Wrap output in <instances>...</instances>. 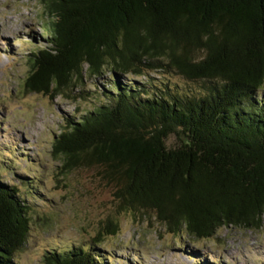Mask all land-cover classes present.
Instances as JSON below:
<instances>
[{
  "label": "trees",
  "instance_id": "trees-1",
  "mask_svg": "<svg viewBox=\"0 0 264 264\" xmlns=\"http://www.w3.org/2000/svg\"><path fill=\"white\" fill-rule=\"evenodd\" d=\"M36 1L50 21L44 43L26 54L25 91L93 100L53 137L62 168L93 167L120 209L152 212L176 236L260 228L264 0ZM10 165H0V264H19L34 205L47 202L37 168L9 184L1 174L17 169ZM117 231L107 219L91 243L46 249L44 262L113 264L98 245Z\"/></svg>",
  "mask_w": 264,
  "mask_h": 264
},
{
  "label": "rangeland",
  "instance_id": "rangeland-1",
  "mask_svg": "<svg viewBox=\"0 0 264 264\" xmlns=\"http://www.w3.org/2000/svg\"><path fill=\"white\" fill-rule=\"evenodd\" d=\"M49 21L36 0H0V165L10 162L17 168L6 170L1 179L16 183L21 171L36 167L40 193L47 201L33 204L27 241L17 255L19 264H46V249L91 243L107 219L117 223L118 231L112 236L102 233L98 246L113 256V264H264V219L258 229L222 227L209 239L193 240L183 232L176 236L152 212L120 209L113 189L93 167L62 168L61 159L51 154L53 137L75 107L90 109L93 100L25 91L26 54L44 43L42 33ZM150 76L187 86L173 74ZM83 86L92 90L89 78Z\"/></svg>",
  "mask_w": 264,
  "mask_h": 264
}]
</instances>
